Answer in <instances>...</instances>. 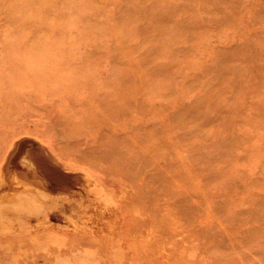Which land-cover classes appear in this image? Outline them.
I'll return each instance as SVG.
<instances>
[{"label": "rangeland", "instance_id": "obj_1", "mask_svg": "<svg viewBox=\"0 0 264 264\" xmlns=\"http://www.w3.org/2000/svg\"><path fill=\"white\" fill-rule=\"evenodd\" d=\"M31 148L66 188L22 173ZM1 250L0 264H264V0H0Z\"/></svg>", "mask_w": 264, "mask_h": 264}, {"label": "bare ground", "instance_id": "obj_2", "mask_svg": "<svg viewBox=\"0 0 264 264\" xmlns=\"http://www.w3.org/2000/svg\"><path fill=\"white\" fill-rule=\"evenodd\" d=\"M76 3V2H75ZM52 60V59H51ZM52 61H54V60H52ZM49 63H50V61H49ZM75 63V62H74ZM77 63V62H76ZM46 64H48V63H46ZM52 64H54V62L52 63ZM56 64V63H55ZM70 64V63H69ZM68 64V65H69ZM57 65V64H56ZM105 65V64H104ZM46 66H49V64L48 65H46ZM45 66V67H46ZM51 66V65H50ZM61 66H62V64H61ZM64 66H65V64H64ZM55 67V66H54ZM56 67H58V66H56ZM67 67V66H66ZM102 67H104L103 65H102ZM48 68V67H47ZM46 68V69H47ZM51 68H52V66H51ZM44 69V68H43ZM45 69V70H46ZM53 70H54V68H52ZM56 69V68H55ZM59 69H60V67H59ZM105 69V68H104ZM57 70V69H56ZM44 73H42V74H44V75H46V71H43ZM50 72V70L47 72V73H49ZM53 72V71H52ZM55 73H56V71H54ZM107 72H108V70H107ZM55 73H53V75L52 76H54V74ZM59 73V72H58ZM51 74V73H50ZM61 74H63V73H61ZM96 74V73H95ZM98 74H100V73H98ZM97 74V75H98ZM38 75H39V73H38ZM41 75V74H40ZM57 75V74H56ZM67 75V74H66ZM97 75H95L94 77L95 78H97ZM103 76V75H102ZM102 76H100V77H102ZM93 77V78H94ZM61 78V77H60ZM84 78V77H83ZM82 78V79H83ZM88 78V77H87ZM89 79V78H88ZM91 79V78H90ZM103 79V78H102ZM105 79V78H104ZM86 80V79H85ZM92 80H94V79H92ZM91 80V81H92ZM99 81L101 82V80L99 79ZM103 81H105V80H103ZM108 81V80H107ZM66 82V81H65ZM72 82V81H71ZM90 82V81H89ZM76 82H74V84H75ZM78 83V82H77ZM80 83V82H79ZM79 83H78V85H79ZM83 83V82H82ZM94 83V82H93ZM93 83H89V84H93ZM95 83H98V79H97V82H95ZM105 83V82H104ZM108 83V82H107ZM63 84H65V83H62V86H63ZM68 84V83H67ZM100 84V86H101V83H99ZM99 84H98V86H99ZM102 84H103V82H102ZM76 86H77V88L78 87H80V86H78L77 84H75ZM105 85V84H104ZM108 85V84H107ZM67 86V85H66ZM93 86H96L95 84L93 85ZM71 87V86H70ZM83 87V86H82ZM82 87H80V88H82ZM102 87H103V85H102ZM111 87V86H110ZM109 87V88H110ZM80 88L78 89V91L80 90ZM86 88V87H85ZM84 88V89H85ZM92 88V87H91ZM97 88V87H96ZM100 88V87H99ZM107 88V87H106ZM108 88V89H109ZM63 89V88H62ZM72 89V88H71ZM76 89V88H75ZM98 89V88H97ZM107 89V90H108ZM74 90V89H73ZM88 90V89H87ZM99 91H100V89H98ZM106 90V89H105ZM101 91H103V89L101 90ZM100 91V92H101ZM109 91H110V89H109ZM76 92V91H75ZM84 92H85V90H84ZM87 92H89V91H86L85 93H87ZM94 92V91H93ZM106 92V91H105ZM108 92V91H107ZM79 93V92H78ZM82 92L80 91V94H81ZM91 93V92H90ZM98 93V92H97ZM58 94H59V92H58ZM83 94V93H82ZM106 94V93H105ZM111 95V92L109 93V96ZM91 96V95H90ZM90 96L88 97V98H90ZM97 96H99L100 97V95H97ZM103 96V95H102ZM108 96V97H109ZM112 96V95H111ZM115 95H113V97H114ZM60 97H61V95H60ZM98 97V98H99ZM95 98V97H94ZM109 98H111V97H109ZM116 98V97H115ZM97 99V98H96ZM100 99V101L103 99V97L102 98H99ZM112 99V98H111ZM94 100V99H93ZM104 100H105V98H104ZM115 100H117V98L115 99ZM119 101L121 100V99H118ZM85 101H87L86 99H85ZM123 100H121V102H122ZM128 101V100H127ZM127 101H125V103H128ZM88 102H89V99H88ZM90 102H91V99H90ZM102 102H104V101H102ZM113 102V101H112ZM86 103V102H85ZM108 103V102H107ZM117 103V102H116ZM119 103V102H118ZM101 104V103H100ZM123 104V103H122ZM118 105V104H117ZM120 105H121V103H120ZM124 105H126V104H124ZM123 105V106H124ZM94 106V105H93ZM101 105H99V107H100ZM104 107H105V104L103 105ZM102 106V107H103ZM107 106V105H106ZM127 106H128V104H127ZM130 106V105H129ZM88 107V106H87ZM113 107V106H112ZM115 107V106H114ZM90 108H91V106H90ZM94 108H96L95 106H94ZM129 108V107H128ZM132 108V107H131ZM85 109V108H84ZM87 109V108H86ZM100 109H101V107H100ZM126 109V108H125ZM124 109V110H125ZM88 110V109H87ZM86 110V111H87ZM119 111H120V108L118 109ZM129 110H131V109H129ZM98 111H100V110H98ZM102 111V110H101ZM100 111V112H101ZM116 111V110H115ZM118 111V112H119ZM84 112V111H83ZM89 112H90V110H89ZM88 111L87 112H85V113H89ZM102 112H105V111H102ZM120 112H122V111H120ZM112 113V112H111ZM127 113V112H126ZM3 114V113H2ZM84 114V113H83ZM88 115H90V114H88ZM87 115V116H88ZM105 115H106V113H105ZM105 115H103V116H105ZM127 115H128V113H127ZM126 115V116H127ZM131 115H132V113H131ZM79 116H81V115H79ZM91 116H93V115H91ZM107 116V115H106ZM108 116H110L109 114H108ZM114 116H115V114H114ZM114 116H112V118L114 117ZM74 117V116H73ZM75 117H77V116H75ZM84 117V116H83ZM96 117V116H95ZM117 117V116H116ZM122 117V116H121ZM124 118H125V116H123ZM129 117V116H128ZM93 118V117H92ZM98 118V117H97ZM107 118V117H106ZM111 118V117H110ZM118 118V117H117ZM120 118V117H119ZM130 118H131V116H130ZM81 119H82V117H81ZM85 119V118H84ZM90 119V118H89ZM103 119V118H102ZM108 119V118H107ZM103 120H105V119H103ZM122 120V118H120V121ZM131 120H133L132 118H131ZM77 121V120H76ZM85 121V120H84ZM110 121V119L108 120V122ZM125 120H123V122H124ZM128 121V120H127ZM86 122V121H85ZM111 122V121H110ZM132 122V121H131ZM74 123V122H73ZM104 123V122H103ZM118 123V122H117ZM125 123V122H124ZM138 123V122H137ZM113 124H115V123H113ZM128 123L126 122V125H127ZM71 125V124H70ZM116 126H117V124H115ZM130 125H135V124H129V125H127L128 127H130ZM139 125V124H138ZM67 127H68V125H66ZM107 126V125H106ZM116 126H115V128H116ZM118 126H120V125H118ZM132 126V127H133ZM99 127H101V126H99ZM114 127V126H113ZM121 127V126H120ZM122 127H123V125H122ZM103 128V127H102ZM119 128V127H118ZM118 128H116V129H118ZM126 127H125V125H124V129H125ZM70 129V128H69ZM100 129V128H99ZM110 129V128H109ZM129 129V128H128ZM132 129V128H131ZM137 129V128H136ZM72 130V129H71ZM97 130V129H96ZM103 130H104V128H103ZM105 130H106V128H105ZM108 130V129H107ZM111 130V129H110ZM120 130H122V129H120ZM119 130V131H120ZM130 130V129H129ZM133 131H134V129H132ZM60 131V130H59ZM112 131V130H111ZM118 131V130H117ZM124 130H122V132H123ZM132 131V132H133ZM61 132V131H60ZM60 132H59V134H60ZM95 132H97V131H95ZM105 132V131H104ZM108 132H109V130H108ZM121 132V131H120ZM125 132V131H124ZM135 132V131H134ZM34 133V132H33ZM39 133V132H38ZM110 133V132H109ZM136 133V132H135ZM65 134V133H64ZM83 134V133H82ZM82 134L80 135V134H78V135H80V136H82ZM89 134V133H88ZM104 134V133H103ZM116 133H114L113 135H115ZM15 135V134H14ZM90 135H92V134H89V136ZM94 135H96V133L94 134ZM108 135V134H107ZM106 135V136H107ZM111 135V134H110ZM112 135V136H113ZM127 135V134H126ZM126 135H125V137H126ZM129 135V134H128ZM60 136H62V135H60ZM135 136V135H134ZM133 136V137H134ZM31 137H32V135H31ZM74 137H76V135L74 136ZM73 136H72V138H74ZM83 139H84V134H83ZM111 137V136H110ZM117 137V136H116ZM122 137V136H121ZM121 137H118V139L119 138H121ZM25 138V137H24ZM86 138H87V136H86ZM104 138H106V137H104ZM112 138H115V136L114 137H112ZM136 138V137H135ZM22 139V138H21ZM26 139H28V140H26V141H29V139L30 138H26ZM65 139H66V137H65ZM69 139H70V137H69ZM116 140V141H118L117 143H119V141H120V139L119 140ZM23 141H24V139H22ZM48 140H49V138H48ZM102 140L104 141V139L102 138ZM122 140H124V139H122ZM121 140V141H122ZM14 141V140H13ZM17 141V140H16ZM31 141V140H30ZM63 141V140H62ZM69 141V140H68ZM84 142H85V140H83ZM93 141V140H92ZM107 141H108V139H107ZM120 141V142H121ZM21 142V141H20ZM35 142V141H34ZM42 142H43V140H42ZM94 142V141H93ZM109 142H112L113 143V141H109ZM137 142V141H136ZM7 143V142H6ZM22 143V142H21ZM32 143V142H31ZM67 143V142H66ZM107 143V142H106ZM133 143V142H132ZM23 144V143H22ZM22 144H19V150L18 151H20V147H21V145ZM32 144H34V143H32ZM103 144V143H102ZM30 145V144H29ZM48 145V144H47ZM84 145V144H83ZM105 145V144H104ZM113 145H115V144H113ZM18 146V145H17ZM26 146V145H25ZM36 146H37V144H36ZM107 146V145H106ZM111 146V145H110ZM38 147H39V144H38ZM49 147V146H48ZM67 147V146H66ZM69 148H71L70 146H68ZM86 147V146H85ZM115 147V146H114ZM143 147V146H142ZM23 148V147H22ZM34 148V147H33ZM44 148V147H43ZM78 148H80V147H78ZM82 149H83V147H81ZM90 148V147H89ZM108 148V147H107ZM110 148V147H109ZM135 148V147H134ZM145 148V147H144ZM147 148V147H146ZM145 148V149H146ZM28 149V148H27ZM77 149V148H76ZM112 149V148H111ZM31 150H32V152L30 153V150L27 152V159L25 158V160H27V162H25V163H23V164H25V171L24 172H22L23 171V168H22V173L24 174V175H28V174H31V176H29V177H32V178H35V179H37L39 182H41L43 185L44 184H48V186L50 185V184H53V183H50V182H55L56 184V186H58L59 188H66V186L67 185H69L68 184V181H66V179L68 178H66V179H64L63 181H61V179L60 178H62V177H60L59 175H58V172H57V170H56V168L55 167H53V165H51V164H49L48 165V167L47 168H45V165H46V163H49L48 161H47V158L44 156V154H43V152L41 153L38 149V151H36V152H34V150L31 148ZM71 150V149H70ZM78 150V149H77ZM77 150H76V152H77ZM85 150V149H84ZM110 150V149H109ZM113 150V149H112ZM111 150V151H112ZM150 150L151 149H149V151L147 150V156H148V154H153L152 153V151H151V153H149L150 152ZM17 151V150H16ZM15 151V152H16ZM79 151V150H78ZM83 151V150H82ZM86 151H88V150H85V152ZM90 151H91V149H90ZM141 152H142V150H140ZM15 152H14V154H15ZM84 152V153H85ZM92 152V151H91ZM90 152V156L91 155H93L92 153ZM95 152V151H94ZM106 152V151H105ZM113 152H114V150H113ZM135 152V151H134ZM138 152V151H137ZM136 152V153H137ZM140 152V153H141ZM144 152V151H143ZM146 152V151H145ZM22 153V152H21ZM21 153H18V155L19 154H21ZM63 154H64V152H62ZM87 153H89V151L87 152ZM126 153H128V152H126ZM125 153V154H126ZM55 154V153H54ZM95 154V153H94ZM115 154H117V153H115ZM155 154V153H154ZM157 154V153H156ZM58 155V154H57ZM77 155V154H76ZM96 155V158H97V154H95ZM119 155V154H118ZM128 155V154H127ZM126 155V156H127ZM67 156V155H66ZM139 156V155H138ZM137 156V157H138ZM143 156H145L146 157V153H145V155H144V153H143ZM7 157V156H6ZM17 157V156H16ZM60 157V156H59ZM82 156H80L79 158H81ZM93 157V156H92ZM91 157V158H92ZM100 157H101V155H100ZM120 157V156H119ZM121 157H123V156H121ZM149 157H150V155H149ZM66 158V157H65ZM90 158V157H89ZM94 158H95V156H94ZM102 158V162H103V158H105V157H101ZM100 158V159H101ZM131 158H132V156H131ZM142 157H140V159H141ZM153 158V157H152ZM11 159H13V156H12V158ZM121 159V158H120ZM139 159V158H138ZM145 159V158H144ZM146 159H147V161H148V158L146 157ZM22 160H23V158H22ZM80 160V159H79ZM94 160H96V159H94ZM123 160V159H122ZM142 160H143V158H142ZM141 160V161H142ZM159 160V159H158ZM86 161V160H85ZM96 161H99V160H96ZM146 161V160H145ZM145 161H143V162H145ZM146 161V162H147ZM11 162H13V161H11ZM86 162H88V161H86ZM139 162V161H138ZM155 162V161H154ZM99 163H101V161L99 162ZM121 163H123V162H121ZM140 163V162H139ZM150 163V164H149ZM149 163H148V165H151V161H149ZM157 163H158V161H157ZM15 163H13V165H14ZM17 165H18V163H16ZM143 164V163H142ZM12 165V163H11V165H10V167L11 166H13ZM20 165V164H19ZM100 165H102V163L100 164ZM138 165V164H137ZM146 167L148 166L147 164H144ZM153 165H154V163H153ZM22 166V165H21ZM47 166V165H46ZM78 166V165H77ZM98 166H99V164H98ZM20 167V166H19ZM18 167V168H19ZM24 167V166H23ZM136 167H139V166H136ZM140 167H142V166H140ZM143 168H144V166H143ZM16 169V168H15ZM21 169V168H20ZM99 169H101V168H99ZM109 169V168H108ZM143 170V169H142ZM106 171V170H105ZM109 171V170H108ZM107 171V172H108ZM13 172V171H12ZM18 172V171H17ZM63 172V171H62ZM106 172V173H107ZM112 173V172H111ZM145 173V172H144ZM62 174V173H61ZM68 174V173H67ZM67 174H65V175H67ZM63 175V174H62ZM91 175H93V174H91ZM114 175H116V174H114ZM143 175V174H142ZM28 176H27V178H28ZM122 176V175H121ZM131 176V175H130ZM140 176V175H139ZM20 177H22V176H20ZM74 177V176H73ZM96 177V176H95ZM106 177V176H105ZM132 177H134V176H132ZM132 177H130V178H132ZM64 178V177H63ZM71 178V177H70ZM135 178H137V177H135ZM139 178V177H138ZM99 179V178H98ZM129 179V178H128ZM141 179V178H140ZM71 180H73V178L71 179ZM103 180V179H102ZM107 180V179H106ZM70 181V180H69ZM105 181V180H104ZM109 181H111V180H109L108 179V182ZM137 181V180H136ZM139 181V180H138ZM141 181H142V179H141ZM106 182V181H105ZM107 182V183H108ZM103 183V182H102ZM134 183V182H133ZM139 183V182H138ZM142 183V182H141ZM105 186V185H104ZM128 188V187H127ZM112 192V191H111ZM119 194V193H118ZM120 195V194H119ZM123 195H125L124 193H123ZM132 196V195H131ZM121 199V198H120ZM128 199V198H127ZM132 199V198H131ZM129 200H130V198H129ZM124 201V200H123ZM132 201V200H131ZM128 202V201H127ZM96 203H97V201H96ZM121 203H122V200H121ZM129 203V202H128ZM128 203H124V204H128ZM123 204V203H122ZM121 205V204H120ZM120 205H117V206H120ZM130 205V204H129ZM128 205V206H129ZM137 205V204H136ZM123 205H121V207H122ZM125 206V205H124ZM113 207V206H112ZM127 207V206H126ZM136 207V206H135ZM95 209H96V207H95ZM112 209H114V208H112ZM117 209V208H116ZM126 209V208H125ZM98 210V209H97ZM120 210V209H119ZM128 210H130V209H128ZM122 211V210H121ZM126 211V210H125ZM125 211H123V212H125ZM137 211H138V209H137ZM104 213V212H103ZM105 213H107V212H105ZM104 213V214H105ZM116 213V212H115ZM122 213V212H121ZM100 214V213H99ZM103 214V215H104ZM120 214V213H119ZM101 215V214H100ZM122 215V214H121ZM56 216V215H55ZM58 216H61V215H58ZM123 216V215H122ZM28 219V218H27ZM118 219V218H117ZM93 220V219H92ZM106 220H108L107 218H106ZM105 220V221H106ZM112 220V219H111ZM103 221V220H102ZM28 222V221H27ZM38 222V221H37ZM90 222V221H89ZM108 222V221H107ZM24 223H26V222H24ZM26 224H28V223H26ZM112 224H114V223H112ZM108 225H111V224H109L108 223ZM92 226V225H91ZM94 228H96V227H94ZM49 231V230H48ZM66 231V230H65ZM88 231V230H87ZM43 232V231H42ZM92 232V231H91ZM46 233V232H45ZM53 233V232H52ZM106 233V232H105ZM36 234V233H35ZM44 234V233H43ZM49 234V233H48ZM54 234V233H53ZM61 234V233H60ZM86 234H88V233H86ZM38 235H39V233H38ZM90 234H88V235H86V236H89ZM93 235H94V233H93ZM41 236V235H40ZM46 236V235H45ZM51 236V235H50ZM68 236V235H67ZM83 236V235H82ZM96 236V235H95ZM84 237V236H83ZM93 237V236H92ZM97 237V236H96ZM111 237V236H110ZM41 238V237H40ZM54 238H56V237H53V241H54ZM64 238V237H63ZM76 238V237H75ZM94 238V237H93ZM33 239H34V237H33ZM32 239V237H31V240H33ZM46 239V238H45ZM56 239H62V238H56ZM55 239V240H56ZM66 239V238H65ZM84 239H86V238H84ZM30 240V239H29ZM92 240H94V239H92ZM39 241V240H38ZM44 241V240H43ZM53 241H51V243L53 242ZM61 241V240H60ZM26 242V241H25ZM27 242L29 243L30 241H28L27 240ZM46 242H47V239H46ZM56 242V241H55ZM54 242V243H55ZM58 242V244L60 243L59 242V240L57 241ZM63 242V244L62 245H64V241H61V243ZM75 242V241H74ZM3 243H4V241H3ZM8 243H10V242H8ZM27 243V244H28ZM32 243H33V241H32ZM40 243H43V242H39V244ZM61 243H60V245H61ZM17 244V243H16ZM45 244V243H44ZM56 244V243H55ZM57 244V245H58ZM35 245V244H34ZM41 246H42V244H40ZM40 245H39V247H40ZM47 245H48V243H47ZM97 245V244H96ZM95 245V246H96ZM3 245H1V247H2ZM5 246V245H4ZM9 246V245H8ZM15 246V245H14ZM14 246H12V247H14ZM18 246V245H17ZM16 246V247H17ZM19 246H23V245H19ZM29 246V245H28ZM31 246V245H30ZM46 246V245H45ZM59 246V245H58ZM65 246V245H64ZM85 246V245H84ZM84 246H81V247H84ZM111 246H113V245H111ZM115 246V245H114ZM117 246V245H116ZM6 247V246H5ZM10 247V246H9ZM24 247V246H23ZM31 247H33L34 248V246H31ZM31 247H29L28 249H30ZM36 247H37V245H36ZM49 247V246H48ZM89 247V246H88ZM94 247V246H93ZM93 247H92V249H93ZM120 247H122V246H120ZM46 248V247H45ZM45 248H44V250H45ZM87 248V247H86ZM12 249V248H11ZM36 249V248H35ZM88 249V248H87ZM91 248H90V250H92ZM94 249L96 250V248L94 247ZM97 249H98V247H97ZM3 250H4V248H3ZM3 250H1L0 251V254H1V252L3 253ZM8 250V249H7ZM10 250V249H9ZM12 250H15V248L14 249H12ZM12 250H10V251H12ZM34 250V249H33ZM33 250L32 249H30V251L32 252V254H33ZM42 250H43V248H42ZM46 250H48V249H46ZM58 250V249H57ZM68 250V249H67ZM78 250H80L79 248H78ZM90 250H89V253H90ZM5 252H6V250H4ZM19 251L21 252L22 250H20L19 249ZM28 251V250H27ZM30 251H28V252H30ZM39 251L41 252V250L39 249ZM53 251V250H52ZM56 251V250H55ZM72 251H74V250H72ZM84 251L86 252V250L84 249ZM4 252V253H5ZM18 252V251H17ZM38 252V251H37ZM37 252H35V253H37ZM48 252H50V251H48ZM58 252V251H57ZM56 252V253H57ZM60 252V251H59ZM58 252V253H59ZM65 252V251H64ZM93 252V251H92ZM13 253V252H12ZM16 253V252H15ZM22 253H25L24 251L23 252H21L20 253V255L22 254ZM61 253V252H60ZM66 254H67V252H65ZM14 254V253H13ZM19 254V253H18ZM18 254H15V255H18ZM27 254V253H26ZM31 254V255H32ZM87 254H88V252H87ZM98 254V253H97ZM27 255H30V254H27ZM62 254H60V256H61ZM69 255V254H68ZM91 256H93L94 255V253H93V255L92 254H90ZM1 256V255H0ZM102 256V255H101ZM28 257V256H27ZM32 257V256H31ZM55 257H56V255H55ZM103 257V256H102Z\"/></svg>", "mask_w": 264, "mask_h": 264}]
</instances>
